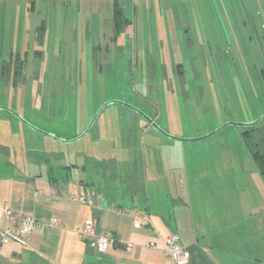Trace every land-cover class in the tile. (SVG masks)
Wrapping results in <instances>:
<instances>
[{"label":"rangeland","instance_id":"1","mask_svg":"<svg viewBox=\"0 0 264 264\" xmlns=\"http://www.w3.org/2000/svg\"><path fill=\"white\" fill-rule=\"evenodd\" d=\"M118 7L126 15L116 14ZM18 12L13 31L0 29V108L73 140L105 104L121 101L171 136L215 133L192 143L205 144L206 158L218 161L211 171L239 173L247 183L259 179L241 137L245 128L224 126L264 116V0H33ZM11 115L0 109V118ZM12 118L23 129L18 135L0 120V161L20 167L29 160L33 174L46 175L52 163L72 168L93 153L129 159L124 142L152 141L143 129L129 133L153 126L119 104L107 106L91 131L71 143ZM254 128L264 130V121Z\"/></svg>","mask_w":264,"mask_h":264},{"label":"crops","instance_id":"2","mask_svg":"<svg viewBox=\"0 0 264 264\" xmlns=\"http://www.w3.org/2000/svg\"><path fill=\"white\" fill-rule=\"evenodd\" d=\"M32 1L0 0V29L13 31L19 5ZM2 119L18 135L22 132L12 115ZM142 129L152 141L124 142L122 150L132 154L129 159H97L93 153L72 168L52 163L46 175L27 171L34 167L29 160L20 167L0 161V264H168L165 242L172 233L191 252L189 264H264L261 175L247 183L244 176L239 181V173L212 172L219 163L206 158L205 144L161 142L154 134L158 131L146 125L129 133L136 136ZM101 167L93 174V168ZM131 184H136L134 189ZM80 192L89 195L91 204L71 199ZM7 209L37 218L40 226L28 247L1 243L2 230L14 225ZM144 213L150 222L135 228V215ZM87 221L95 224L97 234L111 236L113 243L105 253L80 239L78 228ZM151 242L155 248L149 247Z\"/></svg>","mask_w":264,"mask_h":264},{"label":"built area","instance_id":"3","mask_svg":"<svg viewBox=\"0 0 264 264\" xmlns=\"http://www.w3.org/2000/svg\"><path fill=\"white\" fill-rule=\"evenodd\" d=\"M72 200H76L82 204H91L89 195L84 192L76 193L71 196ZM8 218L14 220V225L6 226L2 230L1 243L8 245L16 243L24 247H28L30 237L40 226L36 217L28 214H18L11 209L6 210ZM150 215L144 213L135 215L134 226L137 229L142 228L143 222H150ZM78 235L81 240L86 241L89 245L96 249L99 253H105L112 245L113 241L109 235H99L96 226L92 221H87L78 228ZM166 256L170 259L168 264H189L191 261V252L183 246L180 236L172 233L168 236L166 242ZM155 243L151 242L149 247L155 248ZM131 246H129L130 250Z\"/></svg>","mask_w":264,"mask_h":264},{"label":"water","instance_id":"4","mask_svg":"<svg viewBox=\"0 0 264 264\" xmlns=\"http://www.w3.org/2000/svg\"><path fill=\"white\" fill-rule=\"evenodd\" d=\"M112 104H120V105H123L133 111H135L137 114H139L140 116H142L143 118H145L148 123L153 126L158 132H160L161 134H163L164 136H166L167 138L171 139V140H174V141H180V142H187V143H193V142H197V141H202V140H205L211 136H213L215 133H212L208 136H205V137H201V138H197V139H187V138H178V137H174V136H171L169 135L167 132H165L159 125H157V123L155 122L154 119H152L151 117L145 115L144 113H142L141 111H139L138 109H136L134 106L132 105H129L127 103H124V102H121V101H112V102H109L107 104H105L100 110L99 112L96 114L95 118L92 120V122L89 124V126L86 128V130L81 134L79 135L77 138L73 139V140H62V139H59L58 137L52 135V134H49V133H45L41 130H39L38 128L34 127L33 125H31L26 119H24L21 115H19L18 113L16 112H13L12 110H9V109H6V108H0L2 110H6V111H9L10 114H12L13 116H15L18 120H20L23 124H25L27 127L31 128L32 130L40 133V134H43L53 140H56V141H59V142H63V143H71V142H74V141H77V140H80L82 139L84 136H86L89 131L91 130V128L93 127V125L95 124L96 120L98 119V117L100 116L101 112L103 111V109L109 105H112ZM262 121H264V116L260 117L258 120L252 122V123H249V124H243V123H227L225 124L224 127H228V126H234V127H242V128H253L255 126H257L258 124H260ZM223 127V128H224Z\"/></svg>","mask_w":264,"mask_h":264},{"label":"trees","instance_id":"5","mask_svg":"<svg viewBox=\"0 0 264 264\" xmlns=\"http://www.w3.org/2000/svg\"><path fill=\"white\" fill-rule=\"evenodd\" d=\"M114 12H116V14H119L120 16L124 15L123 11L119 7L115 8ZM102 112H101V114H102ZM140 117H142V116H140ZM241 137H242V140L246 146L247 151L249 152L252 160L254 161V163H255L258 171H259V174L264 179V130H260V129L254 128V127L253 128H245L241 133ZM132 179L133 178L131 177V180ZM134 185H136V184H131V188L134 189Z\"/></svg>","mask_w":264,"mask_h":264}]
</instances>
